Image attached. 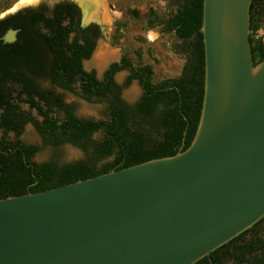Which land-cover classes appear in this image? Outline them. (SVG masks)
I'll return each instance as SVG.
<instances>
[{"label": "water", "instance_id": "1", "mask_svg": "<svg viewBox=\"0 0 264 264\" xmlns=\"http://www.w3.org/2000/svg\"><path fill=\"white\" fill-rule=\"evenodd\" d=\"M69 1L83 27L104 30ZM253 1L204 0L205 92L190 147L0 199V264H196L264 219V60L255 63L250 42Z\"/></svg>", "mask_w": 264, "mask_h": 264}, {"label": "trees", "instance_id": "2", "mask_svg": "<svg viewBox=\"0 0 264 264\" xmlns=\"http://www.w3.org/2000/svg\"><path fill=\"white\" fill-rule=\"evenodd\" d=\"M177 3L176 12L159 24L163 32L173 33L180 42L174 45V51L186 63L178 78L158 84L152 82L151 67H136L126 57L111 64L101 80L95 71H85L83 62L92 57L101 32L95 24L82 29L74 16L69 26H63L67 18L64 9L76 11L74 5L58 6L55 18L39 14L28 18L17 13L0 20V36L8 29H21L16 44L4 46L0 42V128L4 132L0 138V199L51 190L174 156L190 147L205 92L204 0ZM263 15L264 0H254L250 42L256 64L264 60V42L253 37ZM38 21L45 23L47 34L34 28ZM72 32L77 36L69 42ZM123 71L129 76L121 86L115 77ZM134 81L141 85L143 95L130 105L122 92ZM58 88L89 102L108 103L107 120L78 117L76 106L67 103ZM21 104L36 110L42 120L32 118ZM28 124L35 126L46 146L71 144L83 150L85 157L64 164L55 159L35 162L39 147L8 138L10 133L20 137ZM98 132L104 137L93 140ZM230 260L264 264V219L196 264H225Z\"/></svg>", "mask_w": 264, "mask_h": 264}, {"label": "rangeland", "instance_id": "3", "mask_svg": "<svg viewBox=\"0 0 264 264\" xmlns=\"http://www.w3.org/2000/svg\"><path fill=\"white\" fill-rule=\"evenodd\" d=\"M24 1L0 0V19L42 3L50 7L56 4L50 0L22 4ZM104 5L108 14L107 19L102 23L105 34L99 39L92 57L84 63L87 71H96L98 78H102L111 64L126 57L136 67H151L154 84L167 79H175L181 75L186 60L174 51V45L180 42L173 33L163 32V26L159 24L161 20L169 19L176 12L177 0H105ZM253 37L255 40L262 39L264 42V15ZM128 76V71L120 72L115 77L116 82L123 86ZM45 86L49 87V84L46 83ZM60 93L64 95L67 102L76 106L75 112L78 117L89 120H107L108 103L89 102L71 92L60 91ZM142 95L143 89L138 81L132 82L122 92V98L130 105L139 102ZM21 107L32 118L42 120L38 112L32 110L29 105L21 104ZM2 136L4 132L0 128V137ZM103 137V132L92 136L93 140H100ZM8 138L10 140L19 139L26 145L39 147L40 151L34 158L37 163L52 159L62 164L73 163L85 157L83 150L71 144H65L59 148L46 146L42 135L33 124H28L20 137L10 133ZM111 160L112 158L109 159Z\"/></svg>", "mask_w": 264, "mask_h": 264}, {"label": "flooded vegetation", "instance_id": "4", "mask_svg": "<svg viewBox=\"0 0 264 264\" xmlns=\"http://www.w3.org/2000/svg\"><path fill=\"white\" fill-rule=\"evenodd\" d=\"M67 4H71V5H74V6H76L77 7V9H76V11H74V10H69L68 11V9H64V16H66L67 18L65 19V21L63 22V26H69L70 25V23H71V21H72V17L74 16V19H75V21H79V25H80V27L82 28V29H86V28H88L89 26H87V27H83L82 26V20H83V14H82V10L80 9V7L77 5V4H75V3H73V2H71V1H69V0H63V1H61V2H59V3H56V4H54L53 6H48L47 4H45V3H42V4H40V5H38V6H36V7H32V8H28V9H25V10H23V11H20V12H18V13H20L22 16H26V17H28V18H33L34 16H36V15H44L46 18H55V12H56V9H57V7L58 6H63V5H67ZM8 17V16H7ZM6 18V17H5ZM4 19V18H3ZM252 19V18H251ZM0 20H2V19H0ZM94 24V23H93ZM76 25V24H75ZM74 25V27H76ZM95 25H97V24H95ZM99 28H100V32H101V36H100V38L105 34V32H104V30L102 29V27H100L99 25H97ZM34 28L35 29H39L40 30V32L42 33V34H47L48 33V30L46 29V27H45V23L43 22V21H38V23H36V25L34 26ZM10 30H16V31H18V34H17V40L14 42V43H12V44H7V43H5L4 41H3V38L8 34V32L10 31ZM20 32H21V29H8L2 36H0V42L4 45V46H10V45H14V44H16L18 41H19V34H20ZM76 36H77V33L76 32H72L70 35H69V42H73L74 41V39L76 38ZM99 38V39H100ZM99 39H98V41H99ZM81 42L83 41V39H81L80 40ZM88 61V60H87ZM86 61H84L83 62V68H84V63H85ZM84 70L85 71H87L85 68H84ZM107 71V70H106ZM105 71V72H106ZM87 72H89V73H91L92 71H87ZM96 72V71H95ZM96 76H97V73H96ZM103 76H104V74H103ZM97 78H98V76H97ZM98 79H103V77L102 78H98ZM60 91H63V92H65L64 90H62V89H60V88H58L57 89V92L58 93H60ZM66 101V100H65ZM67 102V101H66ZM67 103H69V102H67ZM3 137V136H2ZM1 138V137H0ZM225 264H236L235 263V261L234 260H230V261H228V262H226Z\"/></svg>", "mask_w": 264, "mask_h": 264}, {"label": "bare ground", "instance_id": "5", "mask_svg": "<svg viewBox=\"0 0 264 264\" xmlns=\"http://www.w3.org/2000/svg\"><path fill=\"white\" fill-rule=\"evenodd\" d=\"M43 0H25L22 4H31L36 3ZM51 1H59V0H51ZM79 1L85 9L89 12L90 19H100L103 23L107 19V9L104 5L105 0H77Z\"/></svg>", "mask_w": 264, "mask_h": 264}]
</instances>
